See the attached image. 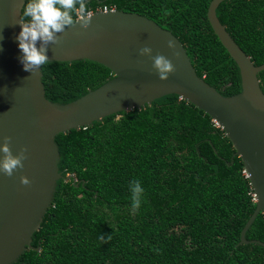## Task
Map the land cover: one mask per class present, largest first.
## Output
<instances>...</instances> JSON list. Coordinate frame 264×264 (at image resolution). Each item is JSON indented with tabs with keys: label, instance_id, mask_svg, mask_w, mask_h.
I'll use <instances>...</instances> for the list:
<instances>
[{
	"label": "trees",
	"instance_id": "obj_1",
	"mask_svg": "<svg viewBox=\"0 0 264 264\" xmlns=\"http://www.w3.org/2000/svg\"><path fill=\"white\" fill-rule=\"evenodd\" d=\"M211 1L87 0L84 11L109 4L157 21L184 43L199 76L229 96L242 90V77L209 21ZM217 15L253 62L264 64V0H225ZM42 70L46 97L60 103L113 77L89 59L49 60ZM259 78L264 91V70ZM56 141L62 177L53 203L33 248L11 264H264L263 244H239L257 207L242 158L225 130L178 94ZM134 179L145 189L137 211ZM246 238L264 242V212Z\"/></svg>",
	"mask_w": 264,
	"mask_h": 264
},
{
	"label": "water",
	"instance_id": "obj_2",
	"mask_svg": "<svg viewBox=\"0 0 264 264\" xmlns=\"http://www.w3.org/2000/svg\"><path fill=\"white\" fill-rule=\"evenodd\" d=\"M223 1H211L208 18L240 68L239 93L223 95L200 77L184 43L171 30L146 15L116 9L87 15L93 21L88 31L81 29L78 18L57 43L48 46L49 60L89 59L113 72V77L96 89L60 103L46 97L42 66L31 74L20 63L16 37L21 30L22 0H0V145L7 136L11 137L13 154L27 147L22 168L12 176L0 171V264H11L33 248V235L53 203L62 177L57 135L120 111L140 109L168 94H178L204 110L232 140L257 203L239 244L264 245L246 238L249 228L264 212V91L259 78L264 64L256 65L220 21L217 8ZM169 39L176 42L175 49L168 47ZM144 46L153 49L152 56L163 54L174 63L176 70L166 80L160 79L151 57L139 54ZM24 175L29 177L31 188L21 183ZM71 177L67 175L66 180Z\"/></svg>",
	"mask_w": 264,
	"mask_h": 264
},
{
	"label": "clouds",
	"instance_id": "obj_3",
	"mask_svg": "<svg viewBox=\"0 0 264 264\" xmlns=\"http://www.w3.org/2000/svg\"><path fill=\"white\" fill-rule=\"evenodd\" d=\"M86 4L87 0H22L20 5L21 19L19 22L21 30L16 39L21 52L19 60L25 71L32 74L49 62L48 46L57 43L62 35H65L70 28L76 25L75 17L77 15H80L78 22H80L81 29L83 31L91 29L93 21L91 17L87 16L86 12L88 11H84ZM100 7L96 10H90H94V13L102 11L98 10ZM116 9L118 8L116 7ZM167 45L171 49L176 48V42L172 39L167 41ZM152 52L153 49L149 46L139 49L141 56L152 58L153 67L156 69L160 79L166 80L169 74L176 70L175 65L165 55L152 56ZM10 141L11 137L6 136L4 143L0 145V152L3 153V157L0 159V171L8 176H12L17 168H22L24 160L27 158V147L22 148L19 154H13ZM72 177L74 178L73 175ZM74 180L77 179L75 178ZM21 183L29 188L32 187L27 175L21 177ZM129 191L131 193V208L137 211L140 209L145 189L139 180L134 179L129 184ZM254 196L256 201V195L254 194ZM110 239L111 235L107 237L104 235L100 236L102 242Z\"/></svg>",
	"mask_w": 264,
	"mask_h": 264
},
{
	"label": "built area",
	"instance_id": "obj_4",
	"mask_svg": "<svg viewBox=\"0 0 264 264\" xmlns=\"http://www.w3.org/2000/svg\"><path fill=\"white\" fill-rule=\"evenodd\" d=\"M116 9V6H111V5H104L102 7H100L98 10H102V11H110V10H115ZM84 13V11H83ZM83 13H81V15H83ZM94 13V10H89L88 12H86L87 15H90V14H93ZM78 18H80V15H78Z\"/></svg>",
	"mask_w": 264,
	"mask_h": 264
}]
</instances>
